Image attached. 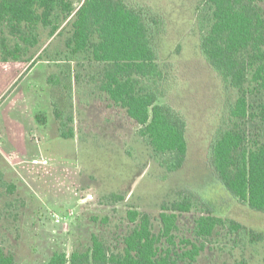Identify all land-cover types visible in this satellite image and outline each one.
Listing matches in <instances>:
<instances>
[{
    "label": "rangeland",
    "instance_id": "1",
    "mask_svg": "<svg viewBox=\"0 0 264 264\" xmlns=\"http://www.w3.org/2000/svg\"><path fill=\"white\" fill-rule=\"evenodd\" d=\"M72 1L78 8L83 0ZM126 1L160 11L167 21L166 31L155 39L166 74L159 102L187 121L184 167L167 171L164 157L140 136V126L125 109L89 83L94 63L82 54L68 56L65 42L73 33V17L62 20L61 33L53 37L40 27L31 60H0V245L17 264H46L55 252L70 256L86 250L93 234L110 251L121 252L134 225L128 211L148 213L159 233L163 204L194 192L199 204L180 214L175 234L177 240L205 243L198 263L264 264V239L255 235H264V213L237 202L207 165L212 140L232 124L230 107L238 94L200 52L199 0ZM260 4L264 8V0ZM51 75L59 77L58 85L48 83ZM53 100L73 115L74 138L58 135ZM250 103L254 115L239 124L251 141L264 142V94L251 96ZM39 113L47 116L44 125L36 119ZM206 201L249 231L232 234L221 227L207 239L197 238L195 220ZM167 246L162 239L161 247Z\"/></svg>",
    "mask_w": 264,
    "mask_h": 264
},
{
    "label": "trees",
    "instance_id": "2",
    "mask_svg": "<svg viewBox=\"0 0 264 264\" xmlns=\"http://www.w3.org/2000/svg\"><path fill=\"white\" fill-rule=\"evenodd\" d=\"M260 2L199 0L196 11L201 54L238 94L230 107L232 124L219 130L210 144L208 168L237 202L264 213V142L251 141L239 124L254 115L250 97L264 94V8ZM70 16L74 20L73 33L65 42L68 56L82 54L92 61L95 70L90 71L89 83L113 105L125 109L140 126V136L157 156L164 157L167 171L182 169L189 151L187 121L173 106L159 102L166 74L155 39L167 27L160 11L132 6L126 0H83L78 8L72 0H0L1 62L31 60V49L40 42V27L49 29L53 37L61 33L62 20ZM48 83L58 85L60 79L51 75ZM53 105L58 135L74 138L73 115L64 112L56 100ZM36 119L44 125L47 116L39 113ZM194 196L190 192L171 205L163 204L159 233L154 232L148 213L128 211L134 225L123 239L121 252L110 251L101 236L93 234L91 247L70 256L55 252L46 264H199L205 243L177 240L175 234L180 214L199 204ZM211 207L206 201L195 220L197 238L207 239L221 227L232 234L249 231ZM255 235L264 239L262 233ZM162 239L168 243L166 248L161 247ZM0 264H17L1 245Z\"/></svg>",
    "mask_w": 264,
    "mask_h": 264
}]
</instances>
